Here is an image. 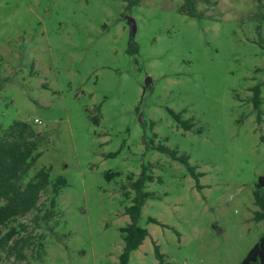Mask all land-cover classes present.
Wrapping results in <instances>:
<instances>
[{
	"label": "rangeland",
	"instance_id": "1",
	"mask_svg": "<svg viewBox=\"0 0 264 264\" xmlns=\"http://www.w3.org/2000/svg\"><path fill=\"white\" fill-rule=\"evenodd\" d=\"M183 2L0 0V130L42 133L30 175L66 182L57 217L11 223L34 238L21 264H238L259 240L264 0L200 1L199 18ZM142 171L148 234L121 263Z\"/></svg>",
	"mask_w": 264,
	"mask_h": 264
},
{
	"label": "trees",
	"instance_id": "2",
	"mask_svg": "<svg viewBox=\"0 0 264 264\" xmlns=\"http://www.w3.org/2000/svg\"><path fill=\"white\" fill-rule=\"evenodd\" d=\"M200 1L208 3V0H184L179 11L186 16L199 18L195 6ZM129 4H133L132 1ZM2 83L0 79V92ZM255 91L258 93L257 88ZM170 114L176 120H179L181 116L180 113L171 112ZM98 120L97 116L93 117L95 124ZM189 127L190 125L187 128ZM42 139V133L21 120H13L0 130V253L10 260L9 264L24 262L25 251L33 246L34 239L30 233L18 235L19 229L11 226V223L32 214L30 222L36 226L40 221L48 222L58 216L56 198L66 184L65 179L58 177L50 181L49 169L46 168H39L30 175ZM156 150L187 164L188 156L177 155L175 150H168L162 145L157 146ZM113 175L114 173H109V176ZM194 178L196 179V175ZM150 180L151 177L142 171L134 181L128 183V188L134 195L130 199V206L125 209L129 222L121 228L123 233L121 263L126 261L131 251L142 244L148 234L138 225V219L144 200L153 197L152 193L143 191L144 183ZM44 194L48 195V205L41 210L43 206L41 197ZM254 201L259 208V212L255 213V220L258 221L264 218V174L257 179ZM2 229L7 231L1 234ZM49 230L52 232L51 228ZM238 264H264V231Z\"/></svg>",
	"mask_w": 264,
	"mask_h": 264
},
{
	"label": "built area",
	"instance_id": "3",
	"mask_svg": "<svg viewBox=\"0 0 264 264\" xmlns=\"http://www.w3.org/2000/svg\"><path fill=\"white\" fill-rule=\"evenodd\" d=\"M40 121L38 119H33V123L36 124V123H39Z\"/></svg>",
	"mask_w": 264,
	"mask_h": 264
},
{
	"label": "water",
	"instance_id": "4",
	"mask_svg": "<svg viewBox=\"0 0 264 264\" xmlns=\"http://www.w3.org/2000/svg\"><path fill=\"white\" fill-rule=\"evenodd\" d=\"M149 79H147L146 81H145V85H148L149 84Z\"/></svg>",
	"mask_w": 264,
	"mask_h": 264
}]
</instances>
